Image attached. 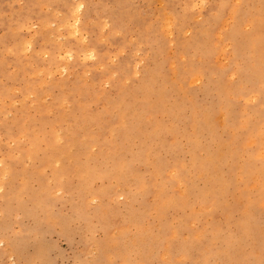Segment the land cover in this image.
<instances>
[{
    "label": "rangeland",
    "instance_id": "374dc122",
    "mask_svg": "<svg viewBox=\"0 0 264 264\" xmlns=\"http://www.w3.org/2000/svg\"><path fill=\"white\" fill-rule=\"evenodd\" d=\"M83 1L0 0V264H264V0Z\"/></svg>",
    "mask_w": 264,
    "mask_h": 264
},
{
    "label": "bare ground",
    "instance_id": "6f19581e",
    "mask_svg": "<svg viewBox=\"0 0 264 264\" xmlns=\"http://www.w3.org/2000/svg\"><path fill=\"white\" fill-rule=\"evenodd\" d=\"M83 1V0H82ZM84 2V1H83ZM83 2H81L80 4H78L77 5V7H78V9H81V7L84 5V3ZM74 7V6H73ZM78 18V17H77ZM75 20V19H74ZM76 22H80V18H78V20L76 21ZM71 23V22H70ZM73 23H75L74 21H73ZM77 26V25H76ZM73 29H74V25H73ZM76 29H78L77 27H76ZM77 30H75V32H76ZM79 32V31H78ZM78 32H76V33H78ZM253 55V54H252ZM102 177V176H101ZM175 235V234H174Z\"/></svg>",
    "mask_w": 264,
    "mask_h": 264
}]
</instances>
